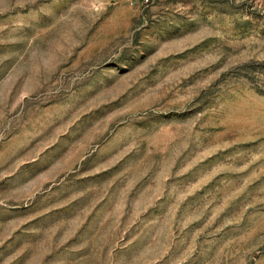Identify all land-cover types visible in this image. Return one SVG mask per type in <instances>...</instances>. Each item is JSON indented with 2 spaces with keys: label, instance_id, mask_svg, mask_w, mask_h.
<instances>
[{
  "label": "rangeland",
  "instance_id": "1",
  "mask_svg": "<svg viewBox=\"0 0 264 264\" xmlns=\"http://www.w3.org/2000/svg\"><path fill=\"white\" fill-rule=\"evenodd\" d=\"M0 264H264V0H0Z\"/></svg>",
  "mask_w": 264,
  "mask_h": 264
}]
</instances>
